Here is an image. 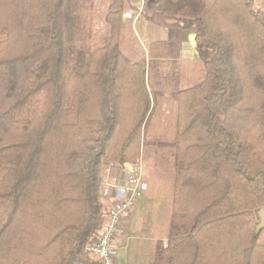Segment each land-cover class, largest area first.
<instances>
[{
	"label": "trees",
	"instance_id": "trees-1",
	"mask_svg": "<svg viewBox=\"0 0 264 264\" xmlns=\"http://www.w3.org/2000/svg\"><path fill=\"white\" fill-rule=\"evenodd\" d=\"M144 1L195 32L203 79L180 86L174 42L124 54L130 0L97 45L94 0H0V264H99L103 167L147 149L171 189L152 264H264V0Z\"/></svg>",
	"mask_w": 264,
	"mask_h": 264
},
{
	"label": "rangeland",
	"instance_id": "rangeland-1",
	"mask_svg": "<svg viewBox=\"0 0 264 264\" xmlns=\"http://www.w3.org/2000/svg\"><path fill=\"white\" fill-rule=\"evenodd\" d=\"M109 5V0H94V15L92 21L94 43H102L104 36L107 34L108 25L105 21V14ZM120 46L126 56L133 60H138L147 56L145 53V43L138 40V35L132 24L124 22L120 33ZM181 67L177 68L176 74L180 78L182 72L201 80L205 76V65L203 60L197 54L195 57L185 56L181 61ZM181 68V70H180ZM165 103L157 104V114L153 119V124L169 123V117L172 113ZM169 115L166 116V115ZM166 123V124H167ZM141 163V178L144 183L142 196L136 201L134 206L129 209L124 216L126 221L120 231V237L123 239L132 236L131 239L125 240L123 246L117 249V256L122 258L124 255L135 257V260L143 264L149 263L153 258L152 253V236L163 238L170 227L171 215V198L170 185L164 181V176L158 167L155 166L152 155L149 150H145ZM118 167L109 175L104 173V178L112 180L118 171L124 169L118 163ZM116 171V172H115ZM115 180V179H114ZM167 185L169 187H167Z\"/></svg>",
	"mask_w": 264,
	"mask_h": 264
},
{
	"label": "crops",
	"instance_id": "crops-1",
	"mask_svg": "<svg viewBox=\"0 0 264 264\" xmlns=\"http://www.w3.org/2000/svg\"><path fill=\"white\" fill-rule=\"evenodd\" d=\"M130 6L125 10L124 13V22L126 24H132L137 35L138 40L140 42L145 43V53L148 56V46L152 41H165V42H174L177 46V58L179 65L181 67V61L185 56L195 57L197 55L196 51V34L193 30L183 27L181 24L172 22L171 20L166 19L163 16H158L153 20L147 19L142 14V9L144 7V0H130ZM181 70V68H180ZM198 79L193 76H189L182 72L179 83L182 87H187L193 85L197 82ZM116 172V171H115ZM127 172L124 169L118 171L117 175L115 173V177L111 180L114 182H122L126 179ZM115 179V180H114ZM126 216H124L123 221L121 223V227L114 238V245L116 247V251L120 246H123V242L125 240H129L132 236L125 237L124 239L120 237V231L123 228V224L126 221ZM167 235V234H166ZM166 235L163 238L159 236H152V253L154 257V253L157 247L158 242H167ZM119 264H143L135 260V257H130V253L128 256L124 255L122 258L117 256ZM152 260L147 264H152Z\"/></svg>",
	"mask_w": 264,
	"mask_h": 264
},
{
	"label": "built area",
	"instance_id": "built-area-1",
	"mask_svg": "<svg viewBox=\"0 0 264 264\" xmlns=\"http://www.w3.org/2000/svg\"><path fill=\"white\" fill-rule=\"evenodd\" d=\"M118 166V163L114 161L109 162L103 167V172L109 175ZM141 167L139 162L133 165L132 172L126 170L127 177L122 182L110 181L107 176L102 182L101 199L107 207V217L98 237L86 248L97 258L99 264H119L114 238L121 227L125 213L143 194Z\"/></svg>",
	"mask_w": 264,
	"mask_h": 264
},
{
	"label": "water",
	"instance_id": "water-1",
	"mask_svg": "<svg viewBox=\"0 0 264 264\" xmlns=\"http://www.w3.org/2000/svg\"><path fill=\"white\" fill-rule=\"evenodd\" d=\"M125 167L129 170V171H133V164L131 162H126L125 164ZM259 223L256 227V230L259 231L260 229L264 228V206H262L260 209H259Z\"/></svg>",
	"mask_w": 264,
	"mask_h": 264
}]
</instances>
